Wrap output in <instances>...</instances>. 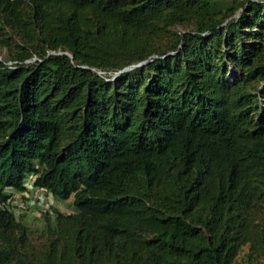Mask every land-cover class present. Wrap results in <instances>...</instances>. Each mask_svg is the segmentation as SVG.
I'll use <instances>...</instances> for the list:
<instances>
[{"label":"trees","instance_id":"trees-1","mask_svg":"<svg viewBox=\"0 0 264 264\" xmlns=\"http://www.w3.org/2000/svg\"><path fill=\"white\" fill-rule=\"evenodd\" d=\"M0 49V264H264V0H0Z\"/></svg>","mask_w":264,"mask_h":264},{"label":"rangeland","instance_id":"rangeland-1","mask_svg":"<svg viewBox=\"0 0 264 264\" xmlns=\"http://www.w3.org/2000/svg\"><path fill=\"white\" fill-rule=\"evenodd\" d=\"M6 58H7L6 51L3 49H0V61L5 60ZM31 183L32 182L27 183L29 188L31 187L30 186ZM39 192L40 191L38 190H31L26 200L22 199L21 195H18L16 197V199L17 198L19 199L18 201L19 202L18 204L20 205L19 211L26 215L25 220L29 222L31 227L35 228L36 226H39V222L36 221L35 218H37L41 212H44L47 209L46 207L48 205H53L62 213H70L72 211V205H71L72 201L71 200H68L66 202H58V201L52 200L50 196L46 195V197H44L45 198L44 201H40L38 199ZM45 203L47 204L45 205ZM247 253H248V249L247 247H245L233 264H245V261L247 260L245 255Z\"/></svg>","mask_w":264,"mask_h":264},{"label":"clouds","instance_id":"clouds-1","mask_svg":"<svg viewBox=\"0 0 264 264\" xmlns=\"http://www.w3.org/2000/svg\"><path fill=\"white\" fill-rule=\"evenodd\" d=\"M38 195H40V196H42L43 197V200L42 201H44V197H46V194H44L43 192H39L38 193ZM47 203H45V205H46ZM41 214V213H40ZM39 217V216H38Z\"/></svg>","mask_w":264,"mask_h":264},{"label":"built area","instance_id":"built-area-1","mask_svg":"<svg viewBox=\"0 0 264 264\" xmlns=\"http://www.w3.org/2000/svg\"><path fill=\"white\" fill-rule=\"evenodd\" d=\"M100 74H102V73H100ZM38 199H39L40 201H42V200H43V197L40 196V195H38Z\"/></svg>","mask_w":264,"mask_h":264}]
</instances>
